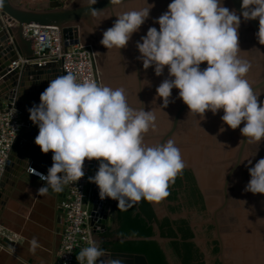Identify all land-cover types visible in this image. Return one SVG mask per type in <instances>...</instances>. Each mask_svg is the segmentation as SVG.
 Wrapping results in <instances>:
<instances>
[{"label": "clouds", "instance_id": "9594fccd", "mask_svg": "<svg viewBox=\"0 0 264 264\" xmlns=\"http://www.w3.org/2000/svg\"><path fill=\"white\" fill-rule=\"evenodd\" d=\"M116 2L111 0L112 5ZM96 3L87 0L85 4L91 17L102 12L91 8ZM146 3L148 7L113 12L117 19L103 32L100 43L109 50L126 47L150 15L154 5ZM241 15L245 20L259 19L256 36L264 45V0H242L240 14L225 7L222 0H171L168 10L155 20L159 30L150 27L136 47L145 70L154 66L160 76L168 68L169 78L156 88L163 105H168L172 90L178 89L189 113L202 119L207 111L216 114L223 109L222 121L234 130L239 128L247 143L261 142L264 101L245 78L251 63L239 55ZM204 62L207 67L202 69ZM28 111L39 128L35 143L43 153H53L47 175L35 173L45 182L38 194L49 188L62 191L63 185L84 176L85 159H95L98 170L89 180L98 186L101 199L118 201L119 209L142 199L159 203L185 167L173 138L151 146L145 143V134L157 131L156 114L130 106L123 87L87 79L78 82L68 72L51 79L40 94V103ZM248 170L251 179L245 191L264 194V158ZM31 246L32 251L38 247L35 239ZM102 255L93 243L79 251L77 260L97 264ZM107 264L121 261L112 259Z\"/></svg>", "mask_w": 264, "mask_h": 264}, {"label": "water", "instance_id": "95a60500", "mask_svg": "<svg viewBox=\"0 0 264 264\" xmlns=\"http://www.w3.org/2000/svg\"><path fill=\"white\" fill-rule=\"evenodd\" d=\"M170 2L171 0H148L154 6L139 31L133 33L126 47L109 50L100 41L103 32L112 27L117 19L113 12L148 7L146 0H117L114 5L111 0H97L91 8L102 12L94 17L86 9L87 0H50L39 4L24 0H3L0 5V20L1 16L13 19L16 27L7 34L0 21V108L3 110V102H7L8 110H19L25 122V127L15 140L4 177L14 174L15 179L21 178L32 166H52L53 153H43L35 143L39 128L30 120L28 109L40 103V94L48 87L49 81L64 72L61 61L57 69L47 67L14 70L12 63L17 61V57H11L13 54L10 56L14 46L6 48L3 43L8 39L9 44L13 38L16 48L23 55L32 58L33 43L24 37L23 26L35 23L56 27L64 41L70 40L74 44L80 42L81 50H90L98 84L113 88L123 87L130 106L155 112L157 131L150 130L145 134L146 144L156 145L168 138L175 140L185 163L182 171L193 175L202 194L208 216L202 225L213 227L214 240L219 244V254L213 258L203 248L205 246L202 247L199 238L187 243L201 247L207 264H215L216 261L221 264H264V194L245 191L251 179L248 169L264 158V140L247 143V137L241 134L239 128L234 130L222 121L223 109L216 114L207 111L202 119L189 113L188 106L179 98L178 89L172 90L168 105H163V98L157 96L156 88L164 79L169 78L167 66L163 74L157 76L154 66L145 70L142 61L138 59L141 54L136 47L137 41H141V37L146 35L150 27L154 26L159 30L160 26L155 20L168 10ZM222 2L229 10L234 9L237 14L241 13L242 0ZM258 30L259 19L245 20L241 15L238 29L241 49L239 55L251 63L245 78L254 91L261 93L259 100L264 101V45L257 39ZM205 67L206 62L201 65L202 69ZM245 159H251L252 163L248 164ZM15 165L18 167L13 171ZM4 177L0 192L5 188ZM97 195L94 196L95 200ZM107 201L111 202V206L104 210H101L100 202L93 206L92 226L96 245V237L107 233L109 221L113 218L114 226L107 236H115L118 243L156 242L169 264H185L175 258L177 254L173 251L172 234L178 232L179 224H176L177 227L173 226L175 232L168 221L176 222L181 216L172 213V203L167 197L159 203L149 202L155 214L154 219L149 217L147 220L153 229V236L149 238L122 237L118 222V201L112 198ZM138 213L141 212L137 209ZM58 219L63 224L61 210ZM98 247L102 249L103 255L98 258L97 264L100 261L107 264L112 259L121 261V264H150L144 255L113 251V243L101 242Z\"/></svg>", "mask_w": 264, "mask_h": 264}, {"label": "built area", "instance_id": "2783aa9c", "mask_svg": "<svg viewBox=\"0 0 264 264\" xmlns=\"http://www.w3.org/2000/svg\"><path fill=\"white\" fill-rule=\"evenodd\" d=\"M50 32L58 33L54 28L39 25H31L26 30L25 35L32 38L35 43V58H26L20 62H15L17 69H20L21 65L25 66L24 68L49 67V63L53 61L55 57L48 56L43 60L37 59L39 58V53L42 52L46 46L51 49L53 54L60 53L59 47H54L57 39L55 37H50L48 35ZM70 46H75L78 50H66L64 54L58 56L57 62L62 58H65L66 62L64 69L66 73L71 72L78 82L85 79L97 82L90 50L82 51L80 49L81 45L79 44H73ZM67 56L71 57L72 62H69ZM80 60L83 61L82 65H79ZM76 66L81 68L78 69ZM24 127L25 123L21 120L20 114L17 111L11 110L8 113H1L0 111V186L9 163V156L14 147L15 140ZM98 163L99 162L95 159L91 161L85 159L84 176L78 181L68 183L69 190L67 189V197L58 207L63 213L64 222L62 224L61 243L57 252L55 264H79V261L77 260V254L79 251L82 248L95 243V232L92 226V211L90 208L94 206V203L99 202L93 198V190L91 189V181L89 180V177L94 175L93 171L96 172L98 170ZM37 172L47 175V171L43 169L29 168V174L38 178L45 184V182L35 174ZM105 202L108 203L106 204ZM103 203V207H110L109 201L104 200ZM104 209L101 208V210ZM0 239L15 242L18 241L19 238L16 234L10 233L3 227H0ZM84 264H86V260Z\"/></svg>", "mask_w": 264, "mask_h": 264}, {"label": "crops", "instance_id": "0c3cea01", "mask_svg": "<svg viewBox=\"0 0 264 264\" xmlns=\"http://www.w3.org/2000/svg\"><path fill=\"white\" fill-rule=\"evenodd\" d=\"M24 1L39 4L49 0ZM32 168L48 171L42 166ZM4 178L5 188L0 192V227L16 234L19 242L0 239V264H55L62 237L58 207L66 199L67 189L63 187L56 192L49 188L47 193L38 194V188L44 183L31 176L29 170L21 178L15 179L14 174ZM113 226L112 218L107 233L96 237L98 246L101 242L118 244L115 236H107ZM33 239L38 243L35 251L31 246Z\"/></svg>", "mask_w": 264, "mask_h": 264}, {"label": "flooded vegetation", "instance_id": "af4514ba", "mask_svg": "<svg viewBox=\"0 0 264 264\" xmlns=\"http://www.w3.org/2000/svg\"><path fill=\"white\" fill-rule=\"evenodd\" d=\"M169 195L167 199L172 203L170 209L173 214L181 216L176 222L168 219L170 227L178 225V232L173 235V251L177 254L175 258L186 264H207L205 253L196 244L187 243L189 240L199 238L202 247L210 253L213 258L219 254V244L214 240L213 227L202 225L208 216L204 205L202 194L197 186L193 175L188 171H181L174 182L169 183ZM136 208L141 212L144 209L145 218H155L154 210L150 203L144 199L134 202ZM215 264H221L216 261Z\"/></svg>", "mask_w": 264, "mask_h": 264}, {"label": "trees", "instance_id": "16d2710c", "mask_svg": "<svg viewBox=\"0 0 264 264\" xmlns=\"http://www.w3.org/2000/svg\"><path fill=\"white\" fill-rule=\"evenodd\" d=\"M118 211V222L121 225L120 234L122 237L149 238L153 236L152 226L144 218L143 208H141V213L137 214V208L133 202L131 206H126L124 209L118 208ZM113 249L116 252L144 255L150 264H169L164 252L156 242L118 243Z\"/></svg>", "mask_w": 264, "mask_h": 264}, {"label": "bare ground", "instance_id": "6f19581e", "mask_svg": "<svg viewBox=\"0 0 264 264\" xmlns=\"http://www.w3.org/2000/svg\"><path fill=\"white\" fill-rule=\"evenodd\" d=\"M50 1V0H49ZM48 1V2H49ZM52 1V0H51ZM1 19L2 20H0L1 22H2V24L4 25V30H6L7 31V34L10 32V29H12V28H15L16 27V22H15V20H13V19H6V18H4V17H2L1 16ZM31 25H38V24H35V23H32V24H29V25H25V26H23V34H24V37L26 38V39H28V40H31L32 41V43H33V53H34V56L31 58V59H33V58H35V43H34V40L32 39V38H30V37H28V36H26L25 35V32H26V30L31 26ZM39 26H42V25H39ZM43 27H50V28H54V29H56L57 31H58V33L57 32H50L48 35L50 36V37H55L56 39H57V41H56V45L54 46V47H56V46H58L59 47V49H60V53L59 54H53L52 52H51V49L48 47V46H46V48L42 51V52H40L39 53V58L37 59V60H43V59H46L48 56L50 57V56H52V57H55V59L53 60V61H51L50 63H49V67H55L56 69L59 67V62L61 61L62 62V71L64 72V74H66V71H65V69H64V65H65V58H62L61 60H59L58 62H57V60H58V56L60 55V54H64V52L66 51V50H69L70 49V51H72V50H78V48H76L75 46H70V45H73L74 43H72V41H64V39H63V37L61 36V34H60V31H59V29L58 28H56V27H52V26H43ZM58 38H60V39H58ZM78 44L79 45H81V43L80 42H78ZM3 45L6 47V48H9V46H14V48L12 49V51H10V56H11V54H13V56H11V57H17V61H22L23 59H26V58H29V57H27V56H25V55H23L20 51H19V49H17L16 47H17V45L15 44V41H14V39L12 38L11 40H10V42H9V44H8V39L6 40V42L5 43H3ZM72 49V50H71ZM8 50V49H7ZM82 51H85V50H82ZM67 58H68V60H69V62H72V59H71V57L70 56H67ZM47 60H50V59H47ZM17 61H15V62H17ZM15 62H13L12 63V66H13V69L15 70V69H17V67H16V65H15ZM57 62V63H56ZM82 60H80L79 61V65H82ZM24 67L25 66H23V65H21L20 66V69H24ZM77 67V66H76ZM35 68H38V67H35ZM78 69L79 68H81V67H77ZM38 69H45V68H38ZM73 69H74V67H73ZM88 78V77H87ZM87 80H90V79H87ZM5 103H7V102H3V105H4V109L3 110H1V108H0V111H1V113H8L9 111H11V110H15V111H17L19 114H20V117H21V113H20V111L19 110H17V109H15V108H12V109H10V110H8V103H7V106H5ZM21 120H22V118H21ZM23 121V120H22ZM24 122V121H23ZM25 123V122H24ZM45 168V167H44ZM46 170H48V168H45ZM89 171V170H88ZM93 173H94V175H95V173L96 172H94L93 171ZM93 175V176H94ZM4 177V176H3ZM91 189L93 190V198H94V196L96 195V194H98L97 195V197H96V201H98V202H100L101 204H102V208L104 209L105 207H103L104 206V200H108L109 198H105V199H101L100 198V196H99V188H98V186L95 184V183H93V182H91Z\"/></svg>", "mask_w": 264, "mask_h": 264}, {"label": "rangeland", "instance_id": "374dc122", "mask_svg": "<svg viewBox=\"0 0 264 264\" xmlns=\"http://www.w3.org/2000/svg\"><path fill=\"white\" fill-rule=\"evenodd\" d=\"M63 187L69 190V184H65V185H63ZM67 192H68V191H67ZM105 203L107 204L108 202H105ZM109 204H110V206H111V202H110ZM90 210L93 211V206L90 208ZM17 237H18V236H17ZM9 242H10V241H9ZM15 242H19V239H18V241H15ZM15 242H11V243H15Z\"/></svg>", "mask_w": 264, "mask_h": 264}]
</instances>
